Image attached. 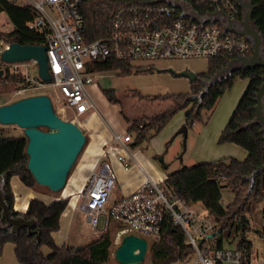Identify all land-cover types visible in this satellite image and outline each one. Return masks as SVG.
I'll list each match as a JSON object with an SVG mask.
<instances>
[{
	"label": "trees",
	"instance_id": "16d2710c",
	"mask_svg": "<svg viewBox=\"0 0 264 264\" xmlns=\"http://www.w3.org/2000/svg\"><path fill=\"white\" fill-rule=\"evenodd\" d=\"M250 2L253 5L251 19L261 32L264 41V0H250ZM113 9L114 3L108 0L81 2L78 12L83 20L82 36L86 42L108 33ZM2 11L11 22L12 29L0 30V38L19 44L44 45L45 32L27 26V23L37 15L30 5L19 3L17 0H0V12ZM231 57L233 54L209 57L206 70L196 73L195 79L189 81V90L185 93L133 94L142 100L150 98L159 101L150 115L129 116L124 113L120 104L121 95L127 96L125 93L118 96L119 93L112 88L101 89V92L110 103L120 104V113L128 124L126 132L133 135L130 144L133 146L155 135L179 109L187 108L184 125L190 127L194 121L200 119L202 110L207 112L212 110L217 99L232 85L236 77L248 78L242 96L218 137L220 143L232 142L242 147L247 152L246 157L243 160L228 157L201 161L190 166L184 165L167 172L164 184L168 190L184 201L202 205L207 216L214 223L210 236L217 238L218 246L222 245L224 239L238 236L235 247L243 250L246 260L250 261L255 256L247 233L254 230V227L249 224L246 214L252 212L256 203L264 202V129L259 123L254 122L255 94L262 82L264 66L257 65L247 69L236 67L215 79L204 91L209 79L224 67L226 60ZM0 69L2 70L1 66ZM86 69L99 73L115 71L121 76L132 72L155 70L151 65L134 67L127 61L114 58L90 61L86 64ZM2 71L0 92H13L26 86L27 83L22 75L9 73L6 68ZM5 126L0 125V136L3 137L0 140V175H2L0 188L3 198L14 216L21 215L25 219L36 220L34 229L36 232L40 231V237L37 240L35 234H29L25 227L12 233L10 226L1 220L0 206V254L4 244L12 242L15 257L20 264H106L113 244L115 223H112L105 232L76 248L77 245H57L52 237V232L59 229L60 216L68 206V196L54 198L49 202L32 197L24 212L14 210L10 178L16 175L23 184L34 190H37L35 189L37 183L27 168L28 156L25 151L27 137L24 133L8 134ZM86 141L87 137L85 143ZM160 163L163 168H167L163 160ZM44 188L48 189L45 186ZM223 189L233 194L232 200L226 204L222 202ZM241 216H243L242 224ZM241 232L244 234V240L241 239ZM147 243L151 264H172L193 255L191 245L185 244L182 229L168 226L167 223L163 224L160 237L147 239ZM42 245H46L49 251L44 252L41 249Z\"/></svg>",
	"mask_w": 264,
	"mask_h": 264
},
{
	"label": "built area",
	"instance_id": "2783aa9c",
	"mask_svg": "<svg viewBox=\"0 0 264 264\" xmlns=\"http://www.w3.org/2000/svg\"><path fill=\"white\" fill-rule=\"evenodd\" d=\"M82 1L23 2L37 13L27 26L45 32L49 82L42 81L38 73L31 76L30 70L37 67L35 59L5 62L0 58L2 70L22 75L27 83L14 93L49 88L53 109L72 122L84 123L83 115L95 109L87 85L95 83L101 73L86 69L90 61L114 58L133 65L137 60L208 59L218 54L251 53L247 38L205 20L212 12L237 18L241 8L236 0H108L114 3L109 31L89 42L82 36L83 20L78 12ZM9 43L0 38V55ZM132 139L126 131L112 132L110 139L101 144L96 163L83 185L70 195L72 209L79 205L95 232L103 233L115 223V244L126 233L153 240L160 237L163 224L167 223L182 229L185 244L193 249L194 264H264V258L247 261L245 252L237 247L218 246L217 238L210 236L214 228L212 219H207V226L196 223L198 211L168 190L165 178L154 180L148 176L133 192L115 197L116 175L111 161L124 171L129 170L133 164ZM136 166L141 170L137 162Z\"/></svg>",
	"mask_w": 264,
	"mask_h": 264
},
{
	"label": "rangeland",
	"instance_id": "374dc122",
	"mask_svg": "<svg viewBox=\"0 0 264 264\" xmlns=\"http://www.w3.org/2000/svg\"><path fill=\"white\" fill-rule=\"evenodd\" d=\"M25 0H17L19 3H23ZM12 29V24L9 21L5 12H0V30L9 31ZM155 70L132 72L128 75H118L102 73L98 80L95 82L99 89L112 88L116 93L121 95L122 93L127 96L121 95V106L129 116H137L138 114L150 115L154 112L155 105L159 101H153L152 99H139L133 94L152 95L163 93H185L189 90V80L184 76H176L166 70L167 68H188L201 72L206 69V58H174L166 60L155 61ZM169 64V66H168ZM145 63L142 60L133 62L134 67H143ZM168 66V67H164ZM159 70V71H158ZM37 67L30 70L31 76L36 75ZM3 77V73L0 76V80ZM248 83V78L236 77L232 85L226 89L223 94L217 99L214 107L211 111L202 110L199 120L187 128V136L185 141V148L183 150V136L177 131L184 125L185 122V109L177 110L169 121L151 138L147 141H143L138 145H133L134 151H140L143 154L150 156L163 170L170 172L180 168L181 166H190L202 160L219 159L236 157L238 153H242L244 149L232 142H218L220 132L228 122L232 112L234 111L240 97L242 96ZM88 86V85H87ZM166 88L167 92H161ZM89 94L93 98L98 111L101 112L107 119L113 121L112 125L116 130L124 128V119L120 113L121 106L116 104H105L104 96L102 92H98L92 87H88ZM161 92V93H160ZM45 93L50 97V89H27L22 92L14 93L8 91L0 92V104L9 103L17 100L21 97ZM124 94V95H125ZM57 109H55L56 111ZM88 112L83 115L84 117ZM69 117V116H68ZM77 123V122H75ZM5 129L8 130V134L23 133L22 129L15 125H6ZM86 132V127H83ZM132 135V133H131ZM87 141L80 153L78 154L75 163L73 164L66 180V184L61 191L53 192L44 186L36 185V191H40L51 197L63 198L70 190H75L79 185V179L88 173L89 165L94 158V152L87 151L88 134L86 135ZM133 137V135H132ZM168 144V145H166ZM158 156L162 157L163 162L167 164V168H163L159 161ZM119 179L115 181L113 192L119 191ZM75 192V191H74ZM233 194L227 189L222 190V202L226 204L232 200ZM70 201L68 204L71 207ZM193 207L198 211L196 216V223H202L208 225L207 219L209 217L206 211L200 203H193ZM71 209L69 212L68 224L63 225L60 229L55 231V236L59 233L64 234V242L69 245H82L86 242L94 239L99 235L95 232L85 221L82 211L78 205L77 208ZM246 217L249 219V224L254 227V230L247 233V238L251 241L253 255L255 258H264V202L256 203L252 212L247 213ZM257 230V231H256ZM259 230V231H258ZM263 235V236H261ZM237 238L224 239L222 245L226 247H235ZM118 243H113L109 259L106 264H121L117 262L113 256V251ZM41 249L44 252H48L49 249L46 245H42ZM137 264H151L149 260L148 249L145 253V257L141 263ZM172 264H194L192 255L185 257Z\"/></svg>",
	"mask_w": 264,
	"mask_h": 264
},
{
	"label": "water",
	"instance_id": "95a60500",
	"mask_svg": "<svg viewBox=\"0 0 264 264\" xmlns=\"http://www.w3.org/2000/svg\"><path fill=\"white\" fill-rule=\"evenodd\" d=\"M236 1L242 11L241 23L233 27L231 19L228 18L226 30L247 38L251 43V53L235 55L227 59L224 67L209 79L204 91L215 79L236 67L247 69L257 65L264 66L263 36L251 19L253 5L250 0ZM45 48V45L10 42L8 48L2 51L0 58L5 62L35 59L39 78L44 82H49L51 75L48 72ZM166 70L176 76H184L189 81H193L196 77L194 71L186 68L181 70L167 68ZM2 73L3 71L0 69V76ZM255 101L254 122L259 123L264 129V74L255 94ZM0 125H15L22 129L27 137L25 149L28 156L27 168L36 183L53 192L61 191L66 184L68 172L85 143V133L71 120L56 115L51 99L45 93L27 95L9 103L0 104ZM177 133H181L183 136L184 150L187 127L183 125ZM2 139L3 137L0 136V140ZM159 161H162L161 156ZM1 181L2 175H0V183ZM0 206L1 220L10 226L12 233L25 227L29 234H35V238L39 240L40 231L36 232L34 229L36 220L34 218L25 219L21 215L14 216L13 211L4 201L1 188ZM240 219L242 224L243 216ZM240 236L244 240L243 232L240 233ZM147 245V240L144 237L126 233L120 238L113 251V256L121 264L141 263L145 257ZM81 246L77 245L76 248Z\"/></svg>",
	"mask_w": 264,
	"mask_h": 264
},
{
	"label": "crops",
	"instance_id": "0c3cea01",
	"mask_svg": "<svg viewBox=\"0 0 264 264\" xmlns=\"http://www.w3.org/2000/svg\"><path fill=\"white\" fill-rule=\"evenodd\" d=\"M241 17H242V11H240V14L237 18L231 19V22L233 24V27L236 25H239L241 23ZM206 21L215 23L222 28L228 27V18L225 16V14H222L220 12H215V13H209L207 17L205 18ZM145 65L143 67L147 66H155L156 62H144ZM169 66V64H168ZM164 66V67H168ZM207 68V66H206ZM175 70H181V68H173ZM188 69V68H186ZM204 68H202V71ZM190 70V69H189ZM159 71V70H158ZM194 71V70H192ZM201 71V72H202ZM196 73V71H194ZM106 72H103V74ZM102 74V73H101ZM107 74H116L114 71H107ZM186 78V77H185ZM187 79V78H186ZM248 84V83H247ZM88 87H92L98 92L101 90L99 89L98 86H96L95 83H91L87 86V91L89 93ZM111 88V87H110ZM109 89V88H108ZM168 90L166 88L162 89L161 92H167ZM160 92V93H161ZM90 95V94H89ZM104 96V95H103ZM91 97V95H90ZM92 98V97H91ZM93 100V98H92ZM105 104H116V103H110L104 96ZM94 102V100H93ZM95 104V102H94ZM111 121H113L111 119ZM109 119H107L103 114H101L100 111H98L97 106L95 104V109L88 111V114L84 117V123L79 122L78 124L80 127L83 129V127H86V132L85 135L88 134V145H87V151L89 150L90 152H94V158H92V162L89 165V170L86 175H83L79 179V186L75 190H70L66 196L69 197L70 200V195L81 188L83 185L85 178L91 171L92 167L96 163L99 151L101 149V144L103 141L110 139L112 132H125L128 124L124 120V128L121 130H116L114 128V125H112ZM85 131V130H84ZM133 147L131 146V150L133 153V160H132V165L129 168L128 171H124L121 166L115 162L114 160L111 161L113 170L116 175V179H119V191L113 192V195L115 197H119L123 194H127L130 192H133L144 180L146 177H151L154 180L165 178L167 171L163 170L162 168L159 167V165L148 155L143 154L140 151H134L132 149ZM247 155L246 150L242 151V153H238V156L235 158L238 160H243ZM215 159H209V160H202V161H211ZM136 162L141 166V170L139 169L138 166H136ZM10 186L14 195V201H13V208L16 211L19 212H24L26 210L28 201L32 197H37L44 202H49L54 198H59V197H51L49 195H46L45 193H42L40 191H36L32 189L31 187L26 186L21 182L18 176L14 175L10 178ZM70 203V202H69ZM68 203V204H69ZM72 208L69 205L65 209V211L61 214L60 216V221H59V229L63 225L68 224L69 220V212ZM57 232V231H56ZM55 231L52 232V237L57 245L65 244L64 242V234H58L55 236ZM0 264H20L14 254V244L12 242H6L3 246L2 252L0 254Z\"/></svg>",
	"mask_w": 264,
	"mask_h": 264
},
{
	"label": "bare ground",
	"instance_id": "6f19581e",
	"mask_svg": "<svg viewBox=\"0 0 264 264\" xmlns=\"http://www.w3.org/2000/svg\"><path fill=\"white\" fill-rule=\"evenodd\" d=\"M54 112H55L56 115H58V116L61 117L59 110H56V111L54 110ZM76 122H77V123L74 122L75 125H76L78 128H80V129L84 132V130H83V129L80 127V125L78 124V121H76Z\"/></svg>",
	"mask_w": 264,
	"mask_h": 264
}]
</instances>
